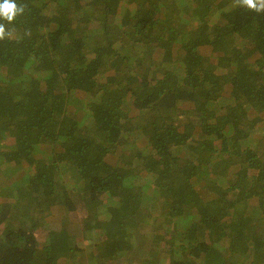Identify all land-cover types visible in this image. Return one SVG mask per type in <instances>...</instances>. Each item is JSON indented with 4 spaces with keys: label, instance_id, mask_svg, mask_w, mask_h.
Wrapping results in <instances>:
<instances>
[{
    "label": "trees",
    "instance_id": "1",
    "mask_svg": "<svg viewBox=\"0 0 264 264\" xmlns=\"http://www.w3.org/2000/svg\"><path fill=\"white\" fill-rule=\"evenodd\" d=\"M16 3L0 41V264H115L144 236L152 248L124 261L264 264V14Z\"/></svg>",
    "mask_w": 264,
    "mask_h": 264
},
{
    "label": "rangeland",
    "instance_id": "2",
    "mask_svg": "<svg viewBox=\"0 0 264 264\" xmlns=\"http://www.w3.org/2000/svg\"><path fill=\"white\" fill-rule=\"evenodd\" d=\"M255 146H260V143L257 142V143H255V144L252 145V147L254 149H255ZM262 150H264V145H263V149ZM201 193L203 194L202 195L203 198H206V199H209L210 198V197H207V195L204 194L203 192H201ZM149 200L150 201L148 202L149 203L148 206L150 207L155 202L152 200V198L149 199ZM159 205L161 206L160 202H159ZM160 206H158V207H160ZM159 209H161V208H159ZM151 213H152L151 215L153 217H157V219H159V220H162L163 219V217H159L160 212H157V211L154 212V211H152ZM63 218L64 217H61V214H58V215H55V216L50 215L47 219L51 222V229H53V230H59ZM83 218H84V213L78 211V213H75L73 215H69V217H67V221H66V227H67V229L68 230H71L74 234L78 235L79 236V239L81 237V235L78 234V232H80V228H81L79 225L81 224ZM94 234L96 235L97 232H95ZM147 235H148V237H151V234L150 233H147ZM79 239L77 240L78 242H80ZM89 242H91V241H88V243ZM151 242H152V240L150 238H147L146 236H144V245H143V248L142 247H139V250H137V251L134 250L130 255H128V256H122L121 257L122 260H120L118 263H115V264H131L130 262L124 261L125 258H129L131 256H135V257H138V258H142V256H145L144 254L149 251L147 249L152 248L153 244ZM88 243L87 244L85 243V245H84V247H86V250H85L86 251V254H89L90 252H95V251H93V247L90 246ZM225 246H226V244H220V248L221 247H225ZM143 249H144V251L141 252ZM225 254H226V252H225ZM236 255H237V257L236 258H233L234 261L235 262H238V263L239 262H242V261L239 260L242 257V254L240 255L238 253ZM133 264H138V263L137 262H134Z\"/></svg>",
    "mask_w": 264,
    "mask_h": 264
},
{
    "label": "clouds",
    "instance_id": "3",
    "mask_svg": "<svg viewBox=\"0 0 264 264\" xmlns=\"http://www.w3.org/2000/svg\"><path fill=\"white\" fill-rule=\"evenodd\" d=\"M234 3L245 11L264 14V0H234ZM24 11L25 6L17 5L16 0H0V41L11 37L12 32L6 29V24H13Z\"/></svg>",
    "mask_w": 264,
    "mask_h": 264
}]
</instances>
